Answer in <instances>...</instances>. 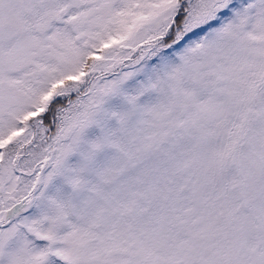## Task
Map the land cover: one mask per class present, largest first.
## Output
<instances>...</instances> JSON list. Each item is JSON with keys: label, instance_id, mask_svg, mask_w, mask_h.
Instances as JSON below:
<instances>
[{"label": "snow or ice", "instance_id": "snow-or-ice-1", "mask_svg": "<svg viewBox=\"0 0 264 264\" xmlns=\"http://www.w3.org/2000/svg\"><path fill=\"white\" fill-rule=\"evenodd\" d=\"M0 264H264V0H0Z\"/></svg>", "mask_w": 264, "mask_h": 264}]
</instances>
